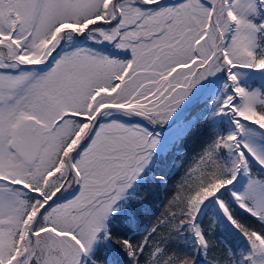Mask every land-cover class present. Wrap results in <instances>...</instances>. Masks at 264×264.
<instances>
[{
    "label": "snow or ice",
    "instance_id": "1",
    "mask_svg": "<svg viewBox=\"0 0 264 264\" xmlns=\"http://www.w3.org/2000/svg\"><path fill=\"white\" fill-rule=\"evenodd\" d=\"M253 71L264 76V0H0V264H101V239L131 264H264V86L246 83ZM218 73L211 116L230 114L232 127L211 130L142 236L116 235L108 221L143 201L146 169L167 186L148 168L156 127L194 89L213 92ZM241 176L232 201L260 227L218 195ZM210 198L248 242L238 257L212 238L215 221L198 219Z\"/></svg>",
    "mask_w": 264,
    "mask_h": 264
},
{
    "label": "trees",
    "instance_id": "2",
    "mask_svg": "<svg viewBox=\"0 0 264 264\" xmlns=\"http://www.w3.org/2000/svg\"><path fill=\"white\" fill-rule=\"evenodd\" d=\"M85 43L88 42L85 41ZM212 79L217 85L213 92L205 91L203 96L190 105L171 126L157 127L156 132L160 133L161 139L154 150L148 168L156 176L164 177L167 180V186H162L159 181L154 180L152 173L146 169L145 173L142 174L145 178L137 181L139 189L136 191L137 195H143V201H136L134 197H130L127 205L114 213L108 221L109 230L116 235L131 239H138L142 236L149 227L151 220L159 215L166 195H170L172 186L183 174L188 160L199 152L204 143L211 138V130L216 128L219 132H227L232 127L230 114L211 116L213 101L216 99V92L222 88L224 76L218 73ZM245 80L246 83L252 86H264V76L254 71L250 72ZM198 93L196 92L191 98ZM205 116L209 118L201 125L200 121ZM193 128L196 129L194 132L192 131ZM181 153H186V156L180 166H177L176 161L181 160ZM249 159L253 170H262L254 159L251 157ZM244 179L243 176L238 177V181L234 182V185L228 186L226 190H221L218 195L230 203L233 214L239 220L260 227L254 217L240 209L232 201L231 190H240ZM134 189L129 191L131 192ZM198 219L205 227L211 226L215 221V227L211 231L212 238L222 241L223 245L232 248L237 257L241 252L248 250L249 245L246 238L231 224L222 210L219 209L214 198H210L209 201L205 202ZM182 239L186 241L182 246L184 250L191 251L195 244L194 237L191 233L186 232ZM94 250L100 253L97 259L101 261V264H105V261L107 264H131L123 248L114 240L101 239L95 245ZM197 264H207L203 255L197 256Z\"/></svg>",
    "mask_w": 264,
    "mask_h": 264
},
{
    "label": "water",
    "instance_id": "3",
    "mask_svg": "<svg viewBox=\"0 0 264 264\" xmlns=\"http://www.w3.org/2000/svg\"><path fill=\"white\" fill-rule=\"evenodd\" d=\"M204 90H201V92L195 96L194 98H192L191 100H189L180 110L179 112L176 114L175 118L173 119V121H175L178 116L187 108L189 107L192 103H194L195 101H197L198 99H200L202 97V95L204 94ZM168 126V125H167Z\"/></svg>",
    "mask_w": 264,
    "mask_h": 264
},
{
    "label": "rangeland",
    "instance_id": "4",
    "mask_svg": "<svg viewBox=\"0 0 264 264\" xmlns=\"http://www.w3.org/2000/svg\"><path fill=\"white\" fill-rule=\"evenodd\" d=\"M81 43H84L83 41H81ZM196 93V90L194 89L193 90V93L189 95V97L181 104V106L179 108H181L182 106H184L190 99H191V96H193L194 94ZM178 108V109H179ZM178 109H177V112H178ZM176 112V113H177ZM176 113L173 115V117L176 115ZM173 117L171 119H173ZM171 121V120H170ZM157 130V128L155 129V131Z\"/></svg>",
    "mask_w": 264,
    "mask_h": 264
}]
</instances>
